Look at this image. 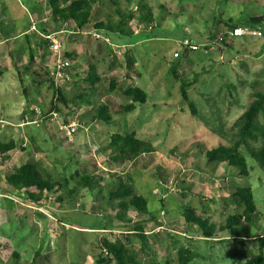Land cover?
<instances>
[{
    "label": "rangeland",
    "instance_id": "1",
    "mask_svg": "<svg viewBox=\"0 0 264 264\" xmlns=\"http://www.w3.org/2000/svg\"><path fill=\"white\" fill-rule=\"evenodd\" d=\"M115 1L132 12L138 3ZM147 3L152 28L143 31L133 23V37L95 39L94 20L115 18V6L108 0L93 5L91 23L80 30L71 21H53L48 0H0V33L29 32L27 43L23 36L0 45V141L14 144L0 161V264H115L111 255L102 254L103 241L135 251L139 264H178L181 250L194 256L189 264H238L259 253L264 256L257 238L239 241L219 229L228 216L242 212L232 200L239 187L252 190L263 220L262 174L249 163V177L241 178L205 159L206 150L236 139L234 123L254 95L264 93V23L254 27L261 30V38L219 41L228 30L220 20L249 28L248 19L264 15V0ZM32 22L36 31L30 29ZM40 34L52 36L60 53L70 55V68L56 84L65 103L55 101L49 83L36 84L35 75H22L28 65L41 82L53 78L55 54ZM184 39L198 46L197 51H187L191 69L186 80L197 78L187 90V102L171 74L172 67L184 65L179 47ZM225 43L231 44L225 48ZM175 52L179 57H173ZM90 72L100 79L98 90L104 92L90 94ZM112 82L114 90L106 92ZM129 87L146 93V103L134 104L132 111L124 109L132 104L124 95ZM79 94L90 96L88 102L76 98ZM102 103L111 105L110 123L91 120L92 110ZM188 104L198 116L191 115ZM72 121L79 129L68 139L64 126ZM257 122L264 128L262 113ZM130 133L150 144L152 152L132 161H114L109 138ZM263 141L252 146L260 147ZM28 162L44 180L61 184L49 192L26 190L39 194V201H32L26 191L18 196L5 182ZM83 175L96 176L98 183L93 189L71 192ZM125 185L151 202L147 214L127 210L129 223L118 218L117 201L106 198L109 190ZM96 196L105 201H95ZM183 208L215 224L214 236L202 238L197 227L184 224ZM137 223L144 228L145 244L133 233ZM260 224L259 236L264 234V222Z\"/></svg>",
    "mask_w": 264,
    "mask_h": 264
},
{
    "label": "trees",
    "instance_id": "2",
    "mask_svg": "<svg viewBox=\"0 0 264 264\" xmlns=\"http://www.w3.org/2000/svg\"><path fill=\"white\" fill-rule=\"evenodd\" d=\"M99 0H48V5L51 11V18L55 22L61 24L67 22H73L77 29H84L91 23V11L92 7ZM148 0H138V3L132 11H126L120 8L115 0H108L113 4L115 8L113 13L115 18L108 17L104 21L94 20V31L98 32L103 37H116L118 39L133 37L135 31L132 24L139 25L143 31L153 27V17L151 14L152 8L147 3ZM103 4V2H100ZM128 3H131L128 0ZM250 28L258 27L264 23V15L248 19ZM228 29L235 27L231 22L226 24ZM231 44V43H230ZM230 44L225 43V48ZM183 59L184 65L179 68L172 67L171 74L179 81V91L181 98L184 101L187 99V90L197 83V78H194L191 82L186 80V74L191 69V63L187 55V51H184ZM64 56L70 60V55L64 54ZM29 66L22 68V75L30 76V73L35 75L33 82L36 84L49 83L53 90L54 98L57 103H65V96L53 80H45L41 82L39 77L30 71ZM131 67L129 66V69ZM92 71V69H91ZM100 79L93 73H89L87 76V82L91 85L90 94L104 92L105 90H98L97 83ZM115 82L110 84L108 91H113ZM124 95L131 99V103L124 109L126 111H132L134 104L138 103L143 105L146 103V93L137 87H129L124 91ZM90 96L86 94H79L76 98H80L81 101L88 102ZM253 100L246 110L239 116L234 123L236 128V139L230 144H219L205 152V159L208 164L212 165H225L230 168L238 177H249L250 164L251 163L264 178V141L260 147L252 146V142H256L258 139H264V128L257 122V116L262 113L264 116V93H256ZM75 98V99H76ZM57 103L54 104V110L58 111ZM191 111V115L198 116L193 105L188 104ZM111 105L108 103H102L92 110L91 120L101 121L104 123H110L112 117L109 113ZM107 145L111 148V151L115 154L114 161H132L142 154H149L152 152V147L147 142L138 140L133 133L127 135L113 134L109 138ZM14 149L12 142L4 143L0 141V161L5 160L6 153ZM242 149V150H241ZM246 153L247 156L243 153ZM6 184L14 191L20 190H37L51 191L56 187H59V183H52L44 180L41 177L36 166L30 162L23 164L11 174L5 178ZM96 176L83 175L77 178L74 182L75 187L71 192H78L83 189H93L97 184ZM27 194V191H26ZM32 201H39L40 195L35 193H28ZM108 201H117L115 206L116 210L120 212L118 218L123 222L129 223L126 219L125 212L129 209H133L138 214H147L150 210L148 205L151 202L142 197L137 196L131 185L120 186L115 190H109L107 193ZM97 202L105 201V198L94 199ZM233 202L242 208L240 214L228 216L223 225L220 226V231L227 234L228 238L244 241L246 239L257 238L259 249L264 248V234L258 235L257 229L260 227V222H264V213H262L263 220L260 218L257 206L254 201L252 190L249 187H239L232 195ZM150 202V203H149ZM180 216L183 218V222L191 227H197L202 238H212L215 232V224L208 221L207 218L200 217L195 214L191 208H183L180 210ZM143 226L137 223L133 226V233L143 242L146 243ZM8 249V248H5ZM102 254H109L115 264H139L136 261V252L129 251L124 245L118 242L103 241L100 244ZM12 257L17 260L16 255L12 254ZM194 256L189 255L186 250H181L178 253V264H189L190 260ZM99 263H103L102 258L98 260ZM238 264H264V256L259 253L257 256L240 262Z\"/></svg>",
    "mask_w": 264,
    "mask_h": 264
},
{
    "label": "built area",
    "instance_id": "3",
    "mask_svg": "<svg viewBox=\"0 0 264 264\" xmlns=\"http://www.w3.org/2000/svg\"><path fill=\"white\" fill-rule=\"evenodd\" d=\"M30 29L33 31H36V27L34 22H32ZM94 31V30H93ZM93 38L95 39H100L103 38V36H101L98 32L94 31L92 33ZM40 36L42 38H44L45 40H48L49 44H50V49L53 51V53L55 54V63H54V73H53V82L54 84H58V81L63 80L65 77V72L70 68V60L67 59L64 54L62 55L60 53V49L61 46L59 44V42L54 39L52 36L47 35L44 36L43 34H40ZM243 36H250V37H255V38H261L262 37V32L260 29H256V28H247V27H243V26H235L233 28L228 29L224 34H222L221 36H219V41H223L226 38H241ZM106 41L109 43V40L106 38ZM179 47L181 49V51H197L198 50V46L195 43H192L190 40L188 39H184L180 44ZM173 57H179V52H175L173 54ZM79 129V125L77 121H72L67 123L64 126V132L65 135L68 139H71L73 137L74 134L77 133ZM25 190H20L17 191V195L20 196L22 195V193Z\"/></svg>",
    "mask_w": 264,
    "mask_h": 264
},
{
    "label": "crops",
    "instance_id": "4",
    "mask_svg": "<svg viewBox=\"0 0 264 264\" xmlns=\"http://www.w3.org/2000/svg\"><path fill=\"white\" fill-rule=\"evenodd\" d=\"M1 9H2V7H0ZM8 19V18H7ZM229 22H231V21H227L226 23H223V22H221V20H220V25L221 26H226V24L227 23H229ZM29 32H28V30H26V31H22V32H20V33H18V34H16V35H13V36H11V35H7V34H5V35H2L1 33H0V45H5V46H7V44H9L10 45V43H11V41L13 42L14 40H16V41H21V39H22V37L23 36H25V34H28ZM135 35V34H134ZM211 35V34H210ZM208 37H210V36H208ZM208 39V38H207ZM24 40L26 41L25 43H27V40H29L28 39V37H27V35L24 37ZM27 47H28V45H27ZM27 52L29 53V48H27ZM29 55V54H28Z\"/></svg>",
    "mask_w": 264,
    "mask_h": 264
}]
</instances>
